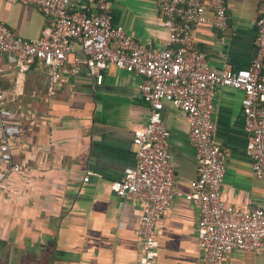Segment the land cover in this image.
<instances>
[{"label": "crops", "instance_id": "0c3cea01", "mask_svg": "<svg viewBox=\"0 0 264 264\" xmlns=\"http://www.w3.org/2000/svg\"><path fill=\"white\" fill-rule=\"evenodd\" d=\"M114 23L144 44L168 38L157 0H106ZM84 0H71L79 7ZM228 26H194L195 47L214 69L228 63L247 68L256 57L260 0H225ZM96 11V5L90 12ZM208 16L212 18L211 9ZM0 20L24 39L41 36L54 19L29 3L0 1ZM16 67L0 53V89L16 80ZM68 61L48 95V71L40 62L26 75L24 93L9 103L23 131L13 157L25 165L0 188V264H139L142 207L111 188L136 164L133 137L150 115L138 84L141 77L110 64L102 84ZM243 92L221 88L215 98L216 139L229 149L222 184L224 202L236 209L264 208V183L255 177L243 127ZM16 112V113H15ZM171 131L170 164L178 194L157 224L154 264H199V212L189 200L198 162L185 113L171 103L162 111ZM90 173V180L83 178ZM230 264H264V248L234 250Z\"/></svg>", "mask_w": 264, "mask_h": 264}, {"label": "built area", "instance_id": "2783aa9c", "mask_svg": "<svg viewBox=\"0 0 264 264\" xmlns=\"http://www.w3.org/2000/svg\"><path fill=\"white\" fill-rule=\"evenodd\" d=\"M5 1L33 4L54 21L40 37L27 40L0 20V53H6L17 69L14 86L0 89V188L25 168L13 157V142L21 137L22 123L13 118L8 105L24 93L32 65L40 62L47 68V93L52 95L68 61L71 72L85 67L96 84H102L104 70L112 64L142 78L138 89L150 105L146 126L133 137L136 164L111 183L125 201L142 207L139 264H154L159 256L157 224L179 193L170 164L171 131L162 115L165 103L185 113L198 162L188 198L199 212V264H230L234 250L264 248V208L240 210L224 202L229 149L218 143L215 121L218 91L227 86L241 90L246 152L255 177L264 183V0L256 20V57L249 67L240 69L228 63L214 69L206 54L195 47L196 24L212 22L220 30L227 28L225 0H157L168 30L167 40L160 45L141 43L115 24L106 0H84L79 7H73L71 0ZM93 4L96 11L90 12ZM90 176L87 173L83 180L89 181Z\"/></svg>", "mask_w": 264, "mask_h": 264}, {"label": "rangeland", "instance_id": "374dc122", "mask_svg": "<svg viewBox=\"0 0 264 264\" xmlns=\"http://www.w3.org/2000/svg\"><path fill=\"white\" fill-rule=\"evenodd\" d=\"M16 113V112H15Z\"/></svg>", "mask_w": 264, "mask_h": 264}]
</instances>
